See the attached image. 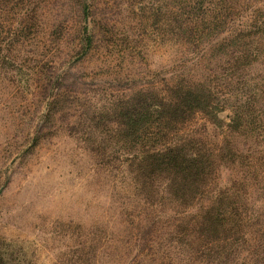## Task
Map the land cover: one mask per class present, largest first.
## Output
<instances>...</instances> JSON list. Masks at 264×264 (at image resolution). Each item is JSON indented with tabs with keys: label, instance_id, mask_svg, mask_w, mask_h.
Wrapping results in <instances>:
<instances>
[{
	"label": "rangeland",
	"instance_id": "1",
	"mask_svg": "<svg viewBox=\"0 0 264 264\" xmlns=\"http://www.w3.org/2000/svg\"><path fill=\"white\" fill-rule=\"evenodd\" d=\"M256 7L264 14V0L244 3L230 28H249L259 56L232 68L215 41L179 37L178 0H0V264H264L263 240L183 249L185 215L206 197L184 207L162 182L152 218L140 217L127 163L99 153L97 128L137 90L159 93L181 77L213 80L230 100L259 92L264 110V30L246 25ZM187 131L223 138L202 115ZM236 146L255 174L227 162L215 188L241 180L263 218L264 147L243 136Z\"/></svg>",
	"mask_w": 264,
	"mask_h": 264
},
{
	"label": "trees",
	"instance_id": "2",
	"mask_svg": "<svg viewBox=\"0 0 264 264\" xmlns=\"http://www.w3.org/2000/svg\"><path fill=\"white\" fill-rule=\"evenodd\" d=\"M247 1L250 0H178L179 37L196 46L203 45V40L215 41L214 50L228 56L232 68L254 64L260 50H252L246 40L251 35L249 28H230L236 22L238 8ZM246 25L263 31V12L256 7ZM226 32L230 35L218 39ZM235 97L230 100V94L213 80L181 77L159 93L137 90L113 108L114 120L97 117V128L103 133L98 151L107 156L108 149H112L118 159L127 163L130 193L144 205L140 217L152 218L150 209L157 204L162 182L173 200L184 207H193L196 201L207 198L195 214L185 215L188 227L182 228V233L188 238L182 240L186 244L183 249L227 246L241 240L244 244L264 241V217H255L250 211L248 194L241 193V180L215 188L221 166L242 162L236 146L238 137L254 139L264 147L262 95L242 92ZM226 110L228 120L221 115ZM198 115L223 131L220 142H208L187 131ZM246 160L242 162L245 177H252L256 163ZM177 233L181 232L177 229Z\"/></svg>",
	"mask_w": 264,
	"mask_h": 264
}]
</instances>
